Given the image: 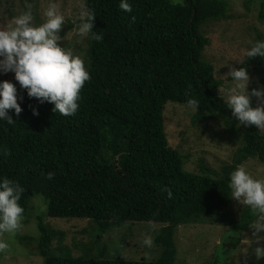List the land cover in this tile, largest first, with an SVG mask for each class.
Instances as JSON below:
<instances>
[{"label":"trees","instance_id":"trees-1","mask_svg":"<svg viewBox=\"0 0 264 264\" xmlns=\"http://www.w3.org/2000/svg\"><path fill=\"white\" fill-rule=\"evenodd\" d=\"M129 3L132 11L124 12L119 0H84L86 12L94 15L93 31L103 38L87 39L90 79L80 90L74 115L53 112L51 103L29 98L11 81L21 112L8 110L11 125L0 121V176L23 187L22 215L30 199L41 195L48 216L87 218L102 232L126 221L162 223L155 237L161 252L149 262L75 256L65 245L52 249L54 254L50 244L58 233L39 222L37 250L44 264H192L176 262L177 227L224 210L232 199L229 173L250 158L264 163V134L255 126H236L219 92L216 66L205 54L211 45L206 26L232 17L229 0ZM258 12L264 22V0ZM248 59L239 67L248 73L251 63L261 73L264 58ZM188 97L199 101L193 122L222 119L229 133L239 134L232 162L219 172L202 163L200 172L186 170L184 156L169 144L165 105H186Z\"/></svg>","mask_w":264,"mask_h":264},{"label":"rangeland","instance_id":"rangeland-1","mask_svg":"<svg viewBox=\"0 0 264 264\" xmlns=\"http://www.w3.org/2000/svg\"><path fill=\"white\" fill-rule=\"evenodd\" d=\"M26 0H0V27L6 26L12 18L25 11ZM31 5L33 23L43 22V12L49 2L57 5V10L65 17L61 27L59 42L71 49L87 65V38L75 34L78 17L87 13L84 0H27ZM262 0H229L227 20L211 21L206 26L211 45L205 51L206 57L216 66V77L222 81L219 92L224 96L226 88L232 83L227 71L229 66L239 68L245 57L249 42L257 41V34L264 40V22L259 21L258 11ZM249 61V59H248ZM249 82L247 90L264 88V64L262 72L257 73L255 66L248 65ZM0 80L15 81L11 71L0 72ZM16 82V81H15ZM259 103L252 98V106ZM195 111L185 104L169 101L164 108V126L169 144L185 158V169L200 172V164L219 172L222 166L231 163L240 145L239 134L229 133L222 119H209L195 123ZM237 127L239 124L237 123ZM259 131L264 134V130ZM246 170L257 179H264V163L258 158H250ZM43 196L35 195L30 199L28 211L22 215L21 227L14 234H3L0 238L8 242L9 248L0 253V264H44L38 253L37 244L40 231L39 222L58 233L52 238L50 247L54 251L60 245L69 246L73 255H84L96 259H126L133 261H153L161 252L155 237L163 226L159 222L126 221L102 232L94 221L77 217H51L46 214ZM245 209L250 215L244 217ZM251 217V218H250ZM256 220L252 210L239 204L233 198L222 211L201 215L191 223L181 224L175 233L176 262L192 264H264V256L257 257L256 249H264V231L256 232L251 228L240 229L242 223ZM62 233V239L59 234ZM151 236V248L142 244L143 237ZM61 242V243H59ZM52 252L54 253V251ZM55 254V253H54Z\"/></svg>","mask_w":264,"mask_h":264},{"label":"clouds","instance_id":"clouds-1","mask_svg":"<svg viewBox=\"0 0 264 264\" xmlns=\"http://www.w3.org/2000/svg\"><path fill=\"white\" fill-rule=\"evenodd\" d=\"M118 7L124 12L132 11L129 0H119ZM25 8L6 26L0 27V72L14 73L15 81L26 90L27 96L40 103H51L53 112L74 115L79 107L80 90L90 76L83 59L59 43L65 17L57 10L56 3L49 2L43 12V22L36 24L27 0ZM93 18L90 11L82 13L75 24V34L99 42L103 36L93 31ZM244 55L264 58V40L250 41ZM227 74L232 83L225 90L224 102L232 118L245 128L255 126L264 130V88L247 90L249 75L244 67L229 66ZM253 97L259 101L255 107L252 106ZM185 103L192 111L198 109L199 101L194 97L186 98ZM10 109L16 115L21 112L17 88L9 80H0V121L9 125L14 122L8 114ZM32 113L38 115L35 108ZM52 176L53 173H47L48 179ZM228 188L231 198L248 206L256 215L251 225L254 234L264 231V179H257L244 166H237L229 173ZM23 191L17 182L0 176V236L14 234L21 227L24 210L19 200ZM164 191L171 196L169 189ZM142 244L151 248L152 237L145 235ZM8 248V242L0 238V253ZM256 255L264 256V249L257 248Z\"/></svg>","mask_w":264,"mask_h":264}]
</instances>
